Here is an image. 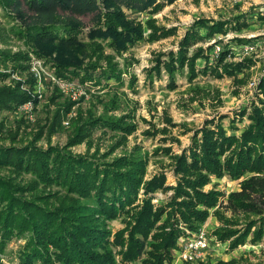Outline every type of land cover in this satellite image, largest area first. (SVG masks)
<instances>
[{"label": "trees", "instance_id": "1", "mask_svg": "<svg viewBox=\"0 0 264 264\" xmlns=\"http://www.w3.org/2000/svg\"><path fill=\"white\" fill-rule=\"evenodd\" d=\"M155 2L0 0V6L19 17L22 27L14 34L30 52L51 62L58 77L85 83L95 79L97 82L120 80L117 64L94 41L110 37L115 52L125 49L127 41L141 37L142 29L139 24L132 27L134 21L128 20L123 10L140 13L156 6ZM86 16L90 17L92 25L87 40L82 35L80 21ZM200 24L206 26L205 22ZM151 28L156 34L158 29ZM216 30L209 27V35L214 36ZM200 39L203 38L196 32L187 33L182 45ZM183 53L181 49V60ZM194 54L188 60L192 76L195 75L194 60L203 56V51L199 49ZM225 54V51L220 53L217 66L222 65ZM27 60L26 52L0 51V61H9L12 65V73H0V80L8 79L13 73L22 75L27 69ZM180 66H184L183 61ZM245 66L224 65L223 68L232 75ZM34 81L28 76L25 82L32 87ZM11 82L13 85L0 86V112L31 97L21 89V82L14 79ZM259 88L264 96V78ZM55 97H51V101L55 102ZM72 105L64 103L56 108L51 130L60 125L62 115L69 112ZM125 119L126 115L114 119L77 111L72 122L73 133L63 147H38L36 141L41 133L24 146H0V168L10 171L8 176L0 175V249L13 237H21L25 243L18 250V264H117L108 246L121 248V263L137 261L144 255L141 264H171L172 250L184 234L181 226L196 232L209 216V209L215 207L212 215L220 226L213 234L218 241H227L230 250L244 244L248 237L252 244L264 242V109L252 110L248 116L251 124L238 136L226 135L221 127L196 131L193 138L200 134V139L194 140L191 147L175 158L174 172L178 181L173 189L164 186L162 175L143 183L144 161L123 156L106 162L96 155L86 157L70 151L98 126L119 131L125 138L135 129ZM11 139L15 140V136ZM23 173L31 174L46 188L54 186L59 190L55 194L32 197V193H28L35 183L22 182ZM225 174L241 179L238 189L226 198L221 191L202 190L210 177L221 178ZM141 186L144 196L136 204ZM169 189L173 190V195L163 205H156L152 197H147L157 190ZM82 200L86 203L80 202ZM120 213L129 219L111 241L107 220ZM0 264H3L1 259Z\"/></svg>", "mask_w": 264, "mask_h": 264}, {"label": "rangeland", "instance_id": "2", "mask_svg": "<svg viewBox=\"0 0 264 264\" xmlns=\"http://www.w3.org/2000/svg\"><path fill=\"white\" fill-rule=\"evenodd\" d=\"M155 1L157 5L144 12L123 10L127 19L134 21L132 27L139 24L142 29L141 37L127 41L125 49L115 52L110 45V37L94 41L117 64L120 80L112 78L97 82L95 79L85 83L58 77L51 62L30 52L14 34L22 27L19 17L0 6V51L12 54L26 52L28 55L26 71L0 80V86L13 85L11 79H14L21 82V89L31 96L28 101L0 112V146H24L41 133L36 141L38 147H63L73 133L72 122L77 111L114 119L126 115L125 120L135 129L125 138L119 131L98 126L70 151L86 157L96 155L100 161L106 162L123 156L144 161L143 183L162 175L164 186L173 189L178 181L174 172L175 158L200 139V134L193 138L196 131L221 127L226 135H240L251 124L248 116L252 110L264 109V96L259 88L264 78V0ZM80 21L82 35L87 40L86 35L92 28L90 17H81ZM200 22H205L206 26ZM151 26L158 29L156 34ZM209 27L217 28L214 36L209 35ZM162 32L165 33L162 35ZM192 32L203 39L183 46L185 35ZM181 49L183 60L180 59ZM199 49L203 56L195 58V75L192 76L188 60ZM223 51L226 52L225 58L222 65L217 66ZM33 60L40 61V68H37L41 81L37 88L38 82L31 72ZM181 61L183 67L180 66ZM238 64L246 66L232 75L224 72V65ZM11 66L9 61H0V73H12ZM28 76L35 80L32 87L25 82ZM55 95L53 102L51 97ZM28 103L32 108L25 112L21 107ZM64 103H73L71 110L63 114L60 125L51 130L56 108ZM14 136L15 140H12ZM0 175L8 176L10 171L0 168ZM21 180L26 184L35 183L28 193H32V197L55 194L59 190L37 183L31 174H21ZM240 180L227 174L221 178L210 177V182L202 190H218L226 198L238 189ZM172 189L157 190L147 197L153 198L152 203L163 205L171 199ZM143 196L144 188L141 186L136 204ZM80 202L86 203L85 200ZM215 209H209V216L196 232L181 226L184 234L177 239L172 250L171 264H218L220 261L264 264L263 241L252 244L251 237H248L244 244L230 250L227 241L216 239L213 232L220 222L212 215ZM128 219L127 215L120 213L107 220L109 240L113 241L115 234L126 227ZM164 219L165 216L162 217ZM199 234L204 237L202 246L195 242ZM24 243L21 237L9 240L5 248L0 249L2 263L18 264V250ZM120 250L119 247L108 246L117 264H141L145 258L142 255L137 261L121 263Z\"/></svg>", "mask_w": 264, "mask_h": 264}, {"label": "built area", "instance_id": "3", "mask_svg": "<svg viewBox=\"0 0 264 264\" xmlns=\"http://www.w3.org/2000/svg\"><path fill=\"white\" fill-rule=\"evenodd\" d=\"M37 67L40 68V61L33 60L32 61L31 72L34 74V77H35L36 81L38 82L36 88L39 86V83L41 81V75H40V72H39V70H38ZM31 108H32V106H31L30 103L25 104L24 106L21 107V109L23 111H25V112H30ZM195 242H196L197 245L202 246L204 244V237H203V235L202 234L197 235V238H196ZM195 242L192 243L190 245V247H192L195 244Z\"/></svg>", "mask_w": 264, "mask_h": 264}]
</instances>
